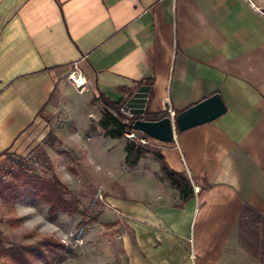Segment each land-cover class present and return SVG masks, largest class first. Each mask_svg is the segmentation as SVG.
Wrapping results in <instances>:
<instances>
[{
	"label": "crops",
	"instance_id": "obj_1",
	"mask_svg": "<svg viewBox=\"0 0 264 264\" xmlns=\"http://www.w3.org/2000/svg\"><path fill=\"white\" fill-rule=\"evenodd\" d=\"M250 2L264 9L259 0H0V155L70 110L82 160L98 168L115 147L121 169L142 175L138 199L106 196L132 234L122 237L130 264H264L261 226L252 230L254 211L264 215V14ZM72 63L80 89L68 80ZM138 80L148 85L143 111L213 94L225 106L169 142L150 140L192 184L181 205L157 161L126 169L121 138L103 136L97 121L84 135L98 112L90 98L117 101Z\"/></svg>",
	"mask_w": 264,
	"mask_h": 264
},
{
	"label": "rangeland",
	"instance_id": "obj_2",
	"mask_svg": "<svg viewBox=\"0 0 264 264\" xmlns=\"http://www.w3.org/2000/svg\"><path fill=\"white\" fill-rule=\"evenodd\" d=\"M257 4L264 8V0ZM92 98L89 103L98 112L90 115L92 120L86 127L85 136L93 134V125L102 108L101 102ZM51 118L52 129L39 132L33 139L26 138L22 146L10 148L0 155V176L16 161L35 174H54L67 188L66 197L77 199L80 212L50 214L46 204L30 197L16 201L11 209L0 204V239L5 244L33 243L46 237L56 239L64 247L63 258L58 264H130L124 257L122 237L127 233L132 240V234L106 196L138 199L137 188L141 186L142 175L121 169L118 156L122 150L119 152L115 147L110 151L108 162L96 158L98 168L94 163H86L82 160V149L77 145L80 124L72 111L59 107ZM144 136L147 143L140 145L149 151L141 158L148 164L154 161L151 151L157 150L150 141L153 138ZM11 218L21 219L10 226L7 219ZM0 264L13 263L0 256Z\"/></svg>",
	"mask_w": 264,
	"mask_h": 264
},
{
	"label": "trees",
	"instance_id": "obj_3",
	"mask_svg": "<svg viewBox=\"0 0 264 264\" xmlns=\"http://www.w3.org/2000/svg\"><path fill=\"white\" fill-rule=\"evenodd\" d=\"M142 80L135 81V85L141 84ZM130 95L117 101L107 99L102 93H98L93 100L97 99L101 102L102 108L100 116L97 120V126L101 130V134L110 138H122V134L130 127V121L137 118L144 120H157L164 117V111L148 112L143 111L141 115L126 117L119 111L124 102ZM199 102V101H198ZM196 102V103H198ZM195 103L185 107L184 109L194 105ZM175 110L174 114L184 110ZM127 120L128 122H124ZM174 131H177L174 129ZM149 149L143 145L134 144L125 140L123 144V165L126 169L136 167L139 159L143 157ZM155 161L158 162V168L168 184L177 191L179 205L193 197L194 192L190 180L181 172L170 169L163 160L162 155L158 151H151ZM67 188L58 180L54 174L49 176L38 175L31 172L21 163L15 162L13 165L5 169L0 176V204L12 208L13 204L26 197L38 200L46 204L50 214L62 213L72 215L79 213L77 207L78 201L73 197H66ZM255 216L252 222L255 224L252 230L258 234V226L261 227V237L264 241V215L254 211ZM242 218V216H241ZM21 218L7 219L10 226L17 224ZM63 244L53 238H42L33 243H17L5 244L0 239V256L9 259L13 264H58L63 258ZM264 261V257L261 258Z\"/></svg>",
	"mask_w": 264,
	"mask_h": 264
},
{
	"label": "water",
	"instance_id": "obj_4",
	"mask_svg": "<svg viewBox=\"0 0 264 264\" xmlns=\"http://www.w3.org/2000/svg\"><path fill=\"white\" fill-rule=\"evenodd\" d=\"M264 12V9L262 10ZM148 85H139L126 99L123 108L133 116L141 115L144 110ZM225 111L220 97L213 94L198 103L174 115L173 123L166 116L157 120L135 119L131 127L161 142L173 139L174 129L182 131L187 128L208 122Z\"/></svg>",
	"mask_w": 264,
	"mask_h": 264
},
{
	"label": "built area",
	"instance_id": "obj_5",
	"mask_svg": "<svg viewBox=\"0 0 264 264\" xmlns=\"http://www.w3.org/2000/svg\"><path fill=\"white\" fill-rule=\"evenodd\" d=\"M250 1V0H249ZM250 4L258 11H260L261 13L264 14V12L259 9L258 7H255L254 4L252 2H250ZM68 80L70 81V83L76 88V89H80L82 87V84L84 83V80L82 78V75L78 69V66L76 63H72L70 66V72L68 74ZM80 83H78V82ZM119 111L124 114L126 117H131L133 115H131L130 113H128L123 106L119 108ZM164 112H165V116L168 117L171 121V123H173L174 120V111L171 109L170 105L168 103H166L165 107H164ZM124 122H128L127 120H124ZM132 121H130V127L123 132L122 134V138L124 140L127 141H131L134 144H146L147 143V139L144 136V134L136 129H133L131 127Z\"/></svg>",
	"mask_w": 264,
	"mask_h": 264
},
{
	"label": "bare ground",
	"instance_id": "obj_6",
	"mask_svg": "<svg viewBox=\"0 0 264 264\" xmlns=\"http://www.w3.org/2000/svg\"><path fill=\"white\" fill-rule=\"evenodd\" d=\"M78 82V81H77ZM78 83H80V82H78Z\"/></svg>",
	"mask_w": 264,
	"mask_h": 264
}]
</instances>
